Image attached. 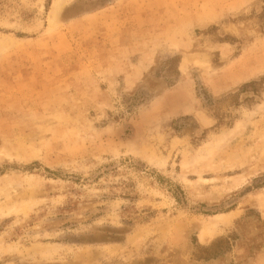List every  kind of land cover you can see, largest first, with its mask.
<instances>
[{
  "label": "rangeland",
  "instance_id": "374dc122",
  "mask_svg": "<svg viewBox=\"0 0 264 264\" xmlns=\"http://www.w3.org/2000/svg\"><path fill=\"white\" fill-rule=\"evenodd\" d=\"M0 264H264V0H0Z\"/></svg>",
  "mask_w": 264,
  "mask_h": 264
}]
</instances>
